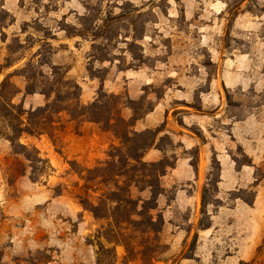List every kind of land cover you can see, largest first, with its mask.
<instances>
[{"label": "rangeland", "instance_id": "374dc122", "mask_svg": "<svg viewBox=\"0 0 264 264\" xmlns=\"http://www.w3.org/2000/svg\"><path fill=\"white\" fill-rule=\"evenodd\" d=\"M52 67L82 88L84 106L117 96L133 130L153 132L152 163L166 174L178 155L197 167L203 143L220 151L205 181L161 179L159 232L118 238L85 207L112 189L87 170L107 167L119 127L63 113L51 136L22 137L53 169L33 182L0 109V264H264V0H0V94L17 92L26 111L46 105L26 90L58 81ZM218 157L240 173L224 200ZM180 190L196 192L191 204ZM259 191L253 207L236 199Z\"/></svg>", "mask_w": 264, "mask_h": 264}, {"label": "trees", "instance_id": "16d2710c", "mask_svg": "<svg viewBox=\"0 0 264 264\" xmlns=\"http://www.w3.org/2000/svg\"><path fill=\"white\" fill-rule=\"evenodd\" d=\"M101 61L107 60L103 57ZM51 69V77L54 80L58 77V81L52 83L48 81V88L45 90H39L36 84L29 85L26 90L28 95L40 93L47 97V103L42 107L26 111L22 105L13 102L18 95L17 92L11 95L10 100L4 99L0 94L3 118H9L11 123V134L6 139L11 143L13 154L23 157L28 164L21 175H26L30 170L33 176L31 180L36 182L34 178L36 173L45 174L47 171H53L49 161L42 157L39 150L23 144L21 139L24 136H51V130L56 131L57 120L63 113L68 114L73 121L82 119L84 122L104 125L108 129L117 125L119 130L115 134L121 140V147H114L109 152L110 161L106 163L107 167L87 170L89 174L94 175L91 179H99L101 184H112V189L98 197L97 205L90 204L85 210L92 213L96 219L109 221L108 234L111 233L118 238L126 237L124 231L129 229L144 234L150 231L159 232L161 220L159 217L155 220L152 212L158 208V198L162 195L161 179L166 175V168L160 170L162 163L144 161L145 154L155 145L153 132H135L133 127L138 119L131 121L123 119L122 107L117 101V96L108 95L104 91L99 93L91 105H82L80 101L82 88L77 83L69 81L62 68ZM32 77L35 78L33 74ZM7 87L6 80L0 84L1 91ZM145 193L150 196L144 198L142 195ZM204 199L205 196L203 204ZM236 199L243 200L251 207L255 204V197L252 201L241 197ZM114 243L122 244L124 241Z\"/></svg>", "mask_w": 264, "mask_h": 264}, {"label": "crops", "instance_id": "0c3cea01", "mask_svg": "<svg viewBox=\"0 0 264 264\" xmlns=\"http://www.w3.org/2000/svg\"><path fill=\"white\" fill-rule=\"evenodd\" d=\"M29 97L30 96L28 95L26 97L23 96L21 103L24 105V107H26ZM41 105L42 104H39L38 106H41ZM187 138L191 141H194L192 136L187 137ZM182 143H186L185 144L186 151H189L192 149L191 146H187V143H189V141L184 140L182 141ZM213 144L214 142L203 143V145L201 146L202 154L199 157L197 167L193 165V163L191 162L192 160L190 159L188 155H183V156L178 155L175 161V166L172 167L169 170V172H167L164 178L171 176L173 179H176V181H180V182L194 181L196 179L205 181L208 178V173L211 171L210 168H211L213 158L216 157L215 152L220 151L217 146L213 148L212 146ZM160 157H161V152L153 149V150L148 151L145 154L144 161L150 162V163L157 162L160 159ZM218 161L221 166V176H220L221 181L219 183V191L217 193L218 194L217 199L224 200V196L227 193L235 191V188L237 187L236 179L238 180L240 173L238 172L235 164L233 163L232 160H230V158L223 157L220 159L218 157ZM243 171H246V170H243ZM234 176H235V179H234ZM193 194H196V192L190 193L189 190H180L177 193V199H184L186 203L191 204ZM260 196H261V192L259 191L257 201H255V205H258V200L260 199ZM227 210L228 209L222 208L219 211V214H222ZM216 219H217L216 217L212 219V221H214L213 225H216L215 224Z\"/></svg>", "mask_w": 264, "mask_h": 264}]
</instances>
